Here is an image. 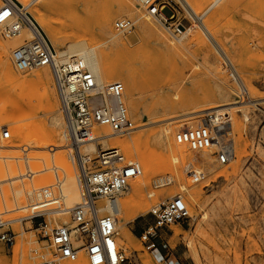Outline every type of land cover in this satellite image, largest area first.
Here are the masks:
<instances>
[{"label":"rangeland","instance_id":"374dc122","mask_svg":"<svg viewBox=\"0 0 264 264\" xmlns=\"http://www.w3.org/2000/svg\"><path fill=\"white\" fill-rule=\"evenodd\" d=\"M127 1L135 6L134 12L140 13L143 20L149 19V24L175 46L179 45V48L168 47L153 29L139 31L138 18L133 13L117 15L120 0H28L29 4L24 8L35 22L37 18L48 20L60 36V45H55L53 37L40 27L55 56L57 47L67 48L74 39H84L99 51L103 65L124 67L125 77H132L135 83L132 97L137 99L144 115L140 116L130 106L131 95L127 92V83L119 80L124 87V105L133 128L115 135L123 137L142 134L138 147L132 146L131 155L127 149L116 146L114 140L109 141L116 145H97L98 149L116 146L124 155L125 162L136 161L141 168L140 176L129 181V186L118 200L120 206L133 193L131 184L138 179L141 181L140 194L136 196L137 206L124 226L127 228V239L135 249L133 258H128L125 264H196L190 250L197 252L201 264H264V0H219L216 3L206 0L199 6H193L197 8L196 18L178 0H170L177 21L185 27V31L188 30L180 40L146 14L139 2ZM103 13L112 14L111 29L122 39L124 45L106 42L99 30ZM163 14L170 15L171 9L165 8ZM122 18L133 22L132 29L127 33H119L114 28V22ZM21 33L15 38L19 45L26 40L23 30ZM13 38L4 39L0 34V41L4 45L8 42L6 49L9 56L19 46L11 47L10 40ZM220 44L228 52L239 76L232 73L222 58L218 51ZM240 81L251 92V97L245 96L243 101L238 102L235 94ZM30 88V103L17 107L12 101L17 91L7 87L0 78V196L4 194L2 199L5 198L8 202H12L14 194L7 177L11 179L16 166V181L20 184L25 181L24 184L31 185L35 192L39 187L55 183V171L61 175L65 173L63 177L59 176L61 188L65 189L63 179L69 173L66 172L68 168L65 161L71 166L73 182L77 174V168L72 166L70 159V153L74 151L69 150L70 145L65 138L61 139L64 121L57 131V142L62 146L57 148L50 144L51 124L43 99L44 90L35 84ZM51 89L49 87V91ZM53 89L57 112L61 114L54 82ZM222 90L228 92L224 100L213 97ZM224 103L227 106L217 109H223L230 115L234 158L228 164L216 167L214 172L206 173L204 180L192 181L187 172L201 166L198 161H191L194 152L186 145L176 142L177 151L172 154L167 150V143L163 139L159 148L161 156L155 149L159 146L155 140L156 131L166 127V140L174 143L175 133L186 127H178L185 121V117L196 114L198 117L187 120L199 122L204 113L213 110L154 123L153 121L161 118L160 115L152 113L149 117L151 120H148L146 111L152 106L163 104L182 106V112H186ZM179 110V107L176 108L177 113H181ZM20 127L25 129L22 138L18 135ZM6 129L9 137L2 139L1 133ZM97 151L92 153L91 159L96 157ZM52 153L57 157L61 154L65 159L60 160L66 165L61 166L62 170L54 161ZM173 155L176 157L174 163L171 160ZM28 157L31 158L27 159ZM31 159L35 161L33 170L36 173L30 171L31 162L27 164ZM165 161L168 162L166 169L150 172L148 179L144 181V167L158 166ZM26 178L30 180L27 182ZM161 178L169 179V182H160ZM17 182L12 184L20 185ZM53 193L56 194L55 197H59L57 202L44 206L62 209L64 203L56 187ZM176 195L184 200L190 218L183 224L176 223L162 228L158 232L156 248L146 249L140 234L153 221L149 210ZM2 199L0 214L3 220L23 217L31 212L26 207L29 201L21 202L20 205L26 206L19 208V211L15 205L14 209L6 207ZM75 203H79V195ZM60 211L47 216L50 227L69 223L68 212L64 216ZM10 227L15 234L14 243L11 248L0 243V264H43L53 258L52 250L38 237L35 225L32 226L29 220L14 221ZM121 228L116 227V238L120 236ZM186 239L191 240V247L186 246ZM78 259L89 264L83 252L79 253ZM62 262L71 261L62 260L58 264Z\"/></svg>","mask_w":264,"mask_h":264},{"label":"built area","instance_id":"2783aa9c","mask_svg":"<svg viewBox=\"0 0 264 264\" xmlns=\"http://www.w3.org/2000/svg\"><path fill=\"white\" fill-rule=\"evenodd\" d=\"M146 14L154 18L172 36L179 38L185 27L177 21L175 9L170 0H136ZM219 0H213V2ZM165 8L171 14H163ZM133 27L128 18L118 19L114 28L119 33H127ZM24 28H31L32 38L26 39L11 52V61L16 70H28L48 66L58 90L62 110L72 133L69 145L73 151L74 142H86L96 139L93 130L97 125H106L113 132L133 128L123 102L124 87L119 81L99 87L88 67L78 58L56 61L53 50L45 36L37 31L27 16L26 9L15 0H0V34L4 39L20 36ZM245 88L238 85L235 97L238 102L244 100ZM231 118L226 111H209L197 124L184 127L174 135L178 144L186 145L190 150L199 152L209 150L218 165H226L234 158L232 144ZM9 132H2L7 139ZM77 182L81 197L80 204L67 210L69 223L50 227L47 216L56 209L36 212L43 203L57 202L53 190L56 187L61 196V179L55 171V183L40 187L33 201L26 205L30 214L16 219L3 220L0 214V243L11 248L15 234L10 225L14 221L29 220L35 225L38 237L46 242L53 252V258L43 264H58L62 260L75 261L83 252L89 264H125L128 258L116 244V219L119 214V198L129 186V181L140 176L141 168L137 163L125 162L118 148L98 149L97 155L89 162L79 160ZM57 168V167H55ZM192 181H202L205 173L202 169L187 172ZM160 182H169L161 178ZM60 211V209H58ZM53 211V212H52ZM153 221L145 226L140 239L146 249L157 246L158 232L171 224H183L190 218L188 208L180 195L153 206L149 210Z\"/></svg>","mask_w":264,"mask_h":264},{"label":"bare ground","instance_id":"6f19581e","mask_svg":"<svg viewBox=\"0 0 264 264\" xmlns=\"http://www.w3.org/2000/svg\"><path fill=\"white\" fill-rule=\"evenodd\" d=\"M15 1H16V3H18V2L22 3L23 6L21 4L20 5L23 8H27V6L29 4L28 0H15ZM178 1L181 4H183V6L188 10V12L194 18H196L197 17V12H196L197 8L193 7V6H195V5L199 6V5L203 4V3H205L206 0H178ZM216 2L217 1H215L214 3H216ZM214 3H212V4H214ZM134 8H135V6L131 5L127 0H120L119 6H118V9H117V15H119V16H121L122 14L131 15L133 13L138 18L137 28H138L139 31H146V30L153 29L156 32V34L162 40H164V43L168 47L173 48V49L179 48V45L175 46L173 43H171L169 41V39L165 38L163 36V34L157 28H155L151 24H149L147 22V21H149V19H146V20L144 19L143 20L140 17L141 16L140 13L134 12ZM36 9L37 8H35V10ZM27 16L29 17L32 25L34 26V28L37 31H39L42 35H44L43 32L41 31V28L46 29L48 31V33L53 37V40H52L53 43L55 45H60V43H61L60 36H58V33L54 31L53 26L51 25V23L48 20H45L44 18H37L36 19L37 23H36L35 20L30 16L29 13H27ZM112 17L113 16L110 13H103L102 16L100 17L99 30L105 36V38H106L105 40L109 44H114V45L123 44L124 45L125 43L122 41V39L119 38V36L117 37L116 34H114L112 29H111ZM23 33L25 34V36H26L25 38L26 39H31L32 38L33 31H32L31 28H24L23 29ZM187 33H188V30H186L183 33L182 37L185 36ZM15 38H17V37H14L12 40H10L11 47H16L17 45H19L18 39H15ZM180 38L181 37H179L177 40H180ZM20 43H21V41H20ZM6 44L8 45V42H6ZM7 45H4L0 41V78L6 84L7 87L15 89L17 91L16 95L12 99L13 105L18 107V106L29 104L30 101H31V98H32V94H31V91H30L31 88L30 87L32 85H34V84L37 85V86H41L43 88V90H44L43 99L45 100V103L47 105V109H48V112H49V120H50V124H51V131L49 133L50 144L52 143L54 146H57V148L59 146L61 147L62 145L57 142V140H58L57 139V137H58L57 131H58L59 127H61V125L63 124L62 123L63 121H64V125H63L64 129L62 131L61 139L65 138V140L67 142H69L70 137H72V133H71V131L69 129V126H68V123H67L66 114L62 110L61 102H60L59 95H58L57 86H56V83H55V79L53 78V75H52L49 67L48 66H41V67H37L36 69L32 68V69L23 70V71L16 70L14 67H12L13 65H11V63H12V61L10 62V60H11L10 57L11 56L8 55V52H7V49H6V47H8ZM56 51H57V55L56 56L54 55V52H53V55H54V58H55L56 61L63 62V61H66V60H68L69 58H72V57H75V58H78L79 60H81L88 67V69L91 71V73L93 74L97 85L99 87H101V88L106 86L107 84L115 82V81H119V80L124 81V82L126 81V83H127V92L129 93V95H131V98H130V101H129L130 102V106L132 108H134L137 111L136 113H138L140 116L144 115L143 110H140V106H139V104L137 102V99L132 97L133 94H134V90H135V83H134L132 77L130 79L125 77V68L124 67H117V66H111L110 67V66L103 65L101 63V54L99 53V51L96 50L94 45L86 43L84 39H77V40L74 39L73 42L69 43L67 48L57 47ZM218 51L220 52L222 58H224L225 63L231 69L232 73H234L236 76L237 75L239 76V74H238L239 71L236 70V68L234 67V65L232 63L231 58L227 54L228 52L221 46V44L218 45ZM128 77H129V75H128ZM53 82H54V86H55V89H56V92H57L61 114L59 112H57L58 111L57 110V102H56L54 91H53L54 90L53 89ZM240 82H241V84H240L241 89L245 88V90H243L242 92H244L246 97H251V92L246 88L245 84L242 81H240ZM49 87L52 88L51 91H49ZM227 96H228V92L226 90H222V91H218L216 94H214L213 97L216 98V99L218 98V99H220L222 101ZM123 102H124V94H123ZM222 106L225 107V106H227V104L226 103L218 104V105H214V106H210V107L206 106V108L205 107L204 108H200V110L196 109V110H191V111H186V112H182V111H184L182 106H178L180 108L179 111H181V113H177L176 108H178V107H176V105L163 104V105H160V106H152V108L149 109V111H146V115L148 116V120H151L149 117H150V115L152 113L159 114L161 118L159 117L160 119H158L157 121H153V123H154V122H158V121L169 120L171 118H175V117H178V116L199 113L201 111H208V110H213L215 112L223 111V109H217L218 107L220 108ZM195 116H197V115L195 114V115H191V116L185 117V119H184L185 121L180 126L178 125V127H184V126L190 127V126H192L194 124H197L198 121L196 122L195 120H187V119H190V118H194ZM149 123H151V121H149ZM97 126H99V127L96 128V130H95V128L93 130V132H94L93 134L95 135L96 139H94L92 141H86V142L85 141L84 142H80V141L79 142H74L73 141L74 145H72V147L74 146V150H73L74 152H72V153L69 152L70 153V159H71V162H72V166L73 165L76 166V164H77V162H79V160H82L83 162H86V161L89 162L91 160L90 156L92 155V153L97 151V149H98L97 145L99 143L102 145V147H105V146H107L109 144L110 145H116L117 144L116 146H120V147H123V148L127 149V151H129V153L132 155V146H135L137 148L138 147L137 144H138L139 140H141L140 138H141L142 134H134V135L123 136V137H121L119 135L120 137H117V135H115L116 133L113 132L112 130H110L108 126H106V125H97ZM36 127H37V125H36ZM36 127H34V128H36ZM24 131H25L24 127H20V129L18 130V135H19L20 138H22L24 136V134H25ZM12 132H13V129H12ZM167 133H168V129L166 127H165L164 130L159 129L158 131H156L155 140L158 141L159 146H158V148H155V149L157 150V152L161 156H162V152H161V150L159 151V148L163 144L162 143L163 139H165V142L167 143V148H168L167 150H169L172 154L176 153V151H177L176 141H174V143H171V142L167 141L168 139L166 140ZM1 135H2V133H1ZM14 136H15V132H13V137ZM109 140H114V142L116 144H112ZM65 144H66V142H65ZM6 145H4V147H6ZM116 146L106 147L103 150H106L108 148H117ZM188 149L190 150L189 147H188ZM69 150H71V149H69ZM57 151H59V150H57ZM192 152H194V151H192ZM53 153H54V151H53ZM53 153H52V155H53ZM136 153H137V156L140 157V153H139L138 150H136ZM182 153H184V152H182ZM172 157H173V159H171V160H173V163H174V161L176 160V157L174 155ZM29 158H31V157H28L27 159H29ZM34 158H36V157L34 156ZM53 158L55 159V160L54 159L53 160L56 162V164H58V166L60 165V168H61L62 165H64V162H62V161H64L65 159H63L61 154H60V156H58V157L54 156ZM32 159L27 161V164L29 162H31V163H29L30 166H31L30 168H32L30 171L32 173H36L33 170V169H35V161H33ZM56 160H58V161H56ZM60 160H62V161H60ZM191 161H198L200 163V165H201L198 168L202 169L205 174L206 173L207 174L212 173V172H214L216 170V167L221 166V165H218V163L216 162L215 158L213 156H211L209 150H203V151H199V152H194V155L192 154V156H191ZM133 162L137 163L139 165L138 162H136V161H133ZM14 164H15V162H14ZM65 164L67 165V168H68L67 169L68 171H66V170L65 171L69 172V173L63 179L64 182H65V184H64L65 185V189H63L64 187L61 188L62 189L61 190V198H62V201L64 203V207L62 209H60L61 210L60 212H62L61 214H63L64 216L67 215V210L69 208H71L73 206H76V205L80 204V202H81V197H80V192H79V185H78V182H77V174L74 177V182H75V184H74V182H73V174H71V170H72L71 166L66 161H65ZM66 165H64V166H66ZM18 167H20V166H18ZM139 167H140V165H139ZM167 167H168V162H166V161L163 164L158 165V166L155 165V166H151V167H144L143 168V179H144V181H146L148 179V176H149L150 172H154V171H157V170H163V169H166ZM62 168H61V170H62ZM76 168H77V166H76ZM20 170L23 171L24 169H20ZM13 172H14V173H12L13 175L12 176L10 175L11 179H9L7 177V180H9V182L11 183V188L10 189H12V193L14 194L13 200H12V202H8V201L5 200V198L2 199V195H4V194H1L0 201L2 199V201L6 204V207L7 206H11L13 208L14 205H15L16 208L22 209L26 205H20V203L23 202V201H31V200H33L34 196H32V195L34 193L36 195L37 191L36 192L33 191L32 190V186L28 185V183H27V186H26L24 184L25 181H23L24 179H21V181H23V183H21V184L16 181V180H18L17 179L18 176H17V173H16L17 172V166H16V169ZM63 175L59 174L60 178H61V176L63 177ZM23 178H25V177H23ZM28 178H26V179H28ZM29 180L30 179H28L27 182ZM13 182H17L20 185L14 186L15 184H12ZM42 185H44V182H43ZM131 188L133 190V193L123 201V204H120V206H119V215H118V218H117V221H116V227L119 226V227H122V228H121L120 236L117 237L115 239V241H116L117 246H119V247H121L123 249V252H124V254L126 255L127 258H133V256H134L133 253L135 252V249H133L131 247V244L129 243V241L127 239V230H126L127 228L125 229L124 226H125L127 220L130 218L132 211L137 206V203H138L137 200L138 199L136 198V196L140 194L139 191L141 189V181L139 179L137 181H134L131 184ZM77 192H78V194H77ZM56 194L58 195L57 192H56ZM78 195H79V203H75V202L78 201ZM73 203L76 204V205H73ZM1 204L2 203L0 202V205ZM45 204L46 203H43L42 205L37 206L36 208H39V209L36 212H38V213L40 211L41 212H45L48 209L47 207L44 206ZM20 209H19V211H20ZM56 211L58 212L59 210L56 209ZM14 214H16V213H14ZM63 221H65V218H64ZM118 222L120 224H118ZM185 243H186L187 247H191L192 246L191 240H189V239H186ZM190 252L193 255L194 259L196 260V264H201L197 252L195 250H190ZM60 264H85V263L81 259H78V260L76 259L75 261L62 262Z\"/></svg>","mask_w":264,"mask_h":264}]
</instances>
